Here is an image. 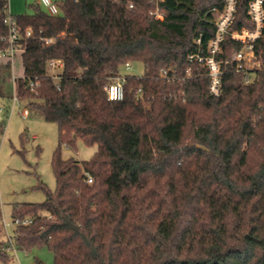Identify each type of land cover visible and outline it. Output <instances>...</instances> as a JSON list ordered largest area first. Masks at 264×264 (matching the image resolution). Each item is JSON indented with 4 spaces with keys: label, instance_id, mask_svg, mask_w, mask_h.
<instances>
[{
    "label": "trees",
    "instance_id": "trees-1",
    "mask_svg": "<svg viewBox=\"0 0 264 264\" xmlns=\"http://www.w3.org/2000/svg\"><path fill=\"white\" fill-rule=\"evenodd\" d=\"M252 1L238 0L231 33L252 28ZM55 2L57 16L37 0L15 15L16 96L59 133L57 187L15 206V248L47 247L54 264H264V30L262 68L236 72L229 62L215 96L196 57L209 53L224 0H164L163 21L150 0ZM8 5L0 0V98L12 68L1 56ZM231 33L219 61L242 47ZM52 61L62 63L57 78ZM128 62L145 72L127 75L124 99L111 101L105 88ZM77 138L97 145L91 159H63L62 145L75 149Z\"/></svg>",
    "mask_w": 264,
    "mask_h": 264
},
{
    "label": "rangeland",
    "instance_id": "rangeland-1",
    "mask_svg": "<svg viewBox=\"0 0 264 264\" xmlns=\"http://www.w3.org/2000/svg\"><path fill=\"white\" fill-rule=\"evenodd\" d=\"M34 2L36 0H11L10 11L13 15L29 14L32 12L30 5ZM41 8L44 9L43 6ZM216 17L218 27L222 20L221 12ZM228 28L227 31L231 33L232 28ZM21 56V52H18L14 57L10 83L5 87L6 97L0 98V247H4L6 252L16 228L13 219L15 206L42 203L46 200V191L42 186L52 191L57 187L52 166L54 154L59 148L57 125L46 122L27 102L19 99L15 105L13 102V78L22 77L24 73ZM131 65L130 71L122 68L124 75L144 74L143 63L134 62ZM59 71L60 68L55 69V72ZM25 109L28 114H24ZM76 141L75 149L62 145L63 159L89 160L98 150L97 145H88L80 138ZM7 254L8 264H54V253L44 246L28 254L19 249ZM0 264L6 263L0 260Z\"/></svg>",
    "mask_w": 264,
    "mask_h": 264
},
{
    "label": "built area",
    "instance_id": "built-area-1",
    "mask_svg": "<svg viewBox=\"0 0 264 264\" xmlns=\"http://www.w3.org/2000/svg\"><path fill=\"white\" fill-rule=\"evenodd\" d=\"M11 0H7L8 4ZM37 2L42 5L50 16H57L60 12L59 6L53 0H37ZM237 3L238 0H224V10L221 12L222 20L218 23V30L215 39L212 41V45L209 48V53L207 56L197 55L196 60L202 65L206 66L209 70L210 79V92L215 96H220L222 94V73L223 67L229 62L234 63L236 72L249 73L251 71L259 70L262 68L261 61L257 58L256 43L262 35L264 30V0H253L249 4L248 14L252 22V28L245 27L241 30L234 31L231 33V37L242 45L240 49H235L232 52L231 61L229 60H218L217 55L221 52V43L223 42L226 35L230 34L227 29L231 27L236 19L237 13ZM151 9L149 14L156 21H163L166 16V9L164 7V0H150ZM10 5V4H9ZM9 5L6 10L5 23L8 27L7 35L5 36V41L7 46L2 52V57H7L13 63V59L18 52H21L20 46V26L16 20L15 15L10 11ZM132 6V5H131ZM27 37L33 35L32 29H27L25 32ZM49 40H47V43ZM192 56L190 60H192ZM132 63L128 62L125 64L124 68L127 71L132 69ZM51 72L54 73V78H57L58 72L55 69L62 68V63L60 61H52L50 63ZM167 71H162V75L165 76ZM126 76L123 73L115 76L111 79L110 83L106 86L105 90L107 92L108 98L111 101H121L125 96V84ZM15 79L13 78V86L15 88ZM249 79L247 81H251ZM33 86V84H31ZM13 102L14 105L18 101L16 96V88ZM24 114H28V111H24ZM88 183H92V179L88 180ZM29 225L31 220L25 219L24 221H17V224ZM15 246L10 238L9 246L7 248L8 252L15 250Z\"/></svg>",
    "mask_w": 264,
    "mask_h": 264
}]
</instances>
